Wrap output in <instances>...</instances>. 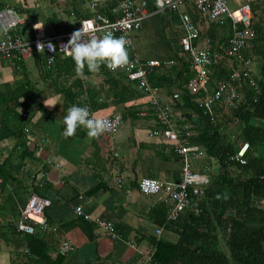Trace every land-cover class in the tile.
<instances>
[{
	"label": "trees",
	"instance_id": "trees-1",
	"mask_svg": "<svg viewBox=\"0 0 264 264\" xmlns=\"http://www.w3.org/2000/svg\"><path fill=\"white\" fill-rule=\"evenodd\" d=\"M119 1L72 0L68 3L70 8H65L63 15L65 18L73 16L78 23L80 19L91 15V10L81 8V5L85 2H95L99 12L111 17L109 10L116 8ZM249 5L251 27L255 33L240 53L243 58H249L256 65L257 73L254 79L257 90L242 83L239 87L242 98L236 105L227 109L222 106L213 107L215 121H211L209 116L201 112L195 102L196 95L186 89V82L193 71L189 60L179 54L178 40L181 33L176 12L152 14L141 23L140 29L136 30L143 29L145 37L136 40L132 50L128 52L129 57L137 55L141 60L156 59L159 62L158 66L148 68L147 81L150 86L162 89L168 95L173 88L179 90L177 99L172 102L173 110L180 117L177 123L187 125L191 136L186 140L204 152L199 159L189 161L190 167L198 171L204 167H216V174L210 176V183L195 197L196 211L184 209L175 220L170 221L166 219L163 203L158 201L155 204L151 211L154 223L169 228L178 237L174 242L161 237L153 238L151 243L154 248L150 264H264V178L260 177L264 174V31L259 25L264 16L261 11L264 2L252 0L249 1ZM3 7L12 8L22 16L23 24L18 31L30 27V24L37 20L52 23L57 27H72L67 19L63 22L57 13L39 12L36 4L29 5L24 1L12 4L11 1L0 0V8ZM185 11L194 23L199 19L201 28L196 43L208 39L213 47L226 49L231 33L227 22L222 24L207 22V25H204L206 18L203 17L201 20L200 15L188 4ZM132 36L136 37V33ZM225 62L223 57L211 65L209 88L213 86L215 80L227 77ZM33 67L37 73L35 81H30L26 87H23L25 84L21 85V90L15 89L10 97L0 101L2 103L0 129L3 132L5 129L8 130L7 135L18 139L17 153L7 156L0 162L1 189L7 182H18L13 174L19 171L22 160L32 156L33 150L28 148L22 129L30 121L34 126L36 122L38 127L41 125L40 121L34 123L30 116L37 93L62 95L58 125L60 131H63L62 116L71 105L81 106L80 97L84 92L95 113L101 109L111 108L110 115L119 114L121 122L126 120L132 122L141 118L138 113L142 104L137 103L139 92L133 84L124 81L122 73L110 72L104 64L96 72H90L85 68L83 74H78L71 57L57 53L50 67H46L41 54H35ZM93 75L100 76L97 85H93L88 79ZM83 85L86 86L85 89ZM10 102L12 106H9ZM20 103L26 104L29 109L27 118L20 115L18 110ZM37 103L38 108L42 109V104ZM42 110V116L46 120L50 117L51 111ZM147 114L151 116L149 107ZM154 125L158 129L161 128L156 121ZM237 125H241L239 138L248 143L244 164L229 160L237 146V139L233 135V128ZM84 135L87 136L86 130L80 127L71 137ZM104 136L108 142V136ZM31 137L32 133L28 139ZM167 148L169 153L175 154L172 142L168 143ZM38 183H41L40 186ZM47 186L42 177L36 175L34 178L30 177L28 189L31 190L19 198L15 196L13 211L17 210V206H22L30 194L47 198L51 203L53 199L45 194ZM59 198L67 197L59 195ZM45 217L47 220V216ZM80 220L86 223L90 230L92 229L91 223L81 218ZM7 226L4 229L11 230L13 234V226ZM15 243L24 246L27 255L38 259L39 264H60L62 261L61 255L54 260L48 257L46 235L38 230L32 234H22L16 238Z\"/></svg>",
	"mask_w": 264,
	"mask_h": 264
},
{
	"label": "crops",
	"instance_id": "crops-1",
	"mask_svg": "<svg viewBox=\"0 0 264 264\" xmlns=\"http://www.w3.org/2000/svg\"><path fill=\"white\" fill-rule=\"evenodd\" d=\"M249 1L252 0L243 2L249 4ZM200 18L202 20L203 17ZM263 19L264 16L259 25ZM196 23L200 31L199 19ZM204 25H207V22ZM180 33L182 36L181 30ZM19 62V66L17 64V67L11 68L6 60L0 58V101L10 97L15 89L21 90V85L25 84L23 87H26V84L35 81L37 77L33 60ZM225 63L228 65V61ZM251 68L257 73L253 61ZM88 79L90 83L97 85L100 76L93 75ZM85 87L83 85L84 89ZM139 94L137 103L142 104L138 113L141 118L132 122H121L122 127L120 124L112 142H107L104 134L91 140L85 135L65 137L58 126L60 103L53 106L45 104L60 101L62 95L37 93L36 101L42 104V109L51 111V114L45 120L42 116L43 110L37 106L38 103L32 105L30 116L34 123L40 121L41 125L38 127L36 122L34 126L30 121L24 125L28 132L25 133L22 129L28 148L33 150L32 156L22 160L19 171L13 174L18 182H7L3 189L0 188V264L40 263L38 259L27 255L24 246L16 245V238L22 234L15 231L12 234L11 230L4 229L7 225L12 226L18 217L21 206H17V210L13 211L15 196L19 198L23 193H29L31 188L28 189V179L34 178L35 175L47 182L45 194L53 199L45 208L44 215L47 216L49 224H58L54 231L42 233L46 235V254L51 260L61 255L58 250L65 239L73 243V250L61 255L60 264H142L146 252L154 248L151 243L153 238L161 237L173 242L177 240L175 232L157 226L152 218L151 211L155 204L161 201V196H147L137 190V181L144 177L168 182L177 181L181 166L179 157L168 151L170 141L150 136V131L156 128L155 119L152 114H147L146 96L140 92ZM169 95L159 89V97L162 100H168ZM1 105L2 103L0 108ZM9 106H12L11 102ZM111 113V108H106L99 110L96 115L105 116ZM240 129L241 125L233 128L237 145L241 140ZM30 133L32 137L28 139ZM7 134L8 130L3 132L0 129V162L17 153L18 139L15 140ZM35 144H38L39 148L35 149ZM112 150L117 152L116 158L111 156ZM45 159L59 163L60 167L45 168ZM210 172L215 175L216 167H210ZM117 177L120 179L119 187L115 184ZM59 195L67 198H59ZM77 206L83 214H88L91 218L110 221L114 231L122 239H111L92 220H87L92 224L90 230L89 226L80 220L83 219L81 216L74 215L73 209ZM157 228L160 230L159 234L155 233ZM128 242H132L133 246Z\"/></svg>",
	"mask_w": 264,
	"mask_h": 264
},
{
	"label": "built area",
	"instance_id": "built-area-1",
	"mask_svg": "<svg viewBox=\"0 0 264 264\" xmlns=\"http://www.w3.org/2000/svg\"><path fill=\"white\" fill-rule=\"evenodd\" d=\"M188 4L200 16L206 18V22L222 24L227 22L230 26V37L226 49L212 46L208 39H202L196 43L199 37V27L194 23L185 11ZM91 15L80 19L72 27H57L52 23L34 21L30 27L18 29L23 24V18L14 9L9 7L0 8V58L6 60L11 68L17 67L19 61H32L35 54L43 56L46 67L54 62V56L60 53L70 57L63 49L73 32L81 25L84 28H94V35L100 36L105 32H112L115 36H124L127 40V48L132 47V34L141 27V23L152 14H162L165 11H174L179 18V27L182 36L179 39V54L189 60L192 76L186 82L189 93L196 95L195 102L201 112L211 121H215L214 106H222L224 109L233 107L241 100L242 94L239 87L246 83L255 91V72L251 68V60L243 58L240 50L254 37V29L251 27V8L246 2L238 4L234 8L228 7V0H120L116 8L109 10L108 17L97 9V4H89ZM150 8V9H149ZM264 13V9L261 10ZM264 31V19L260 23ZM49 44L53 47L50 49ZM200 44V45H199ZM38 45V47H37ZM43 46V49L39 47ZM228 61L226 69L227 77L218 79L209 88V73L212 64L223 58ZM156 59L141 60L136 55L129 57L127 65L110 69V72H120L124 81L133 84L134 88L144 94L148 107L156 123L161 127L150 131V136L162 137L172 142L173 152L180 160V179L174 182L162 181L155 178H140L137 181V190L147 196L160 195L165 207L167 220H175L184 209L195 208V197L210 183V168L204 167L200 171L190 167V158L201 157L204 152L196 145L190 144L186 138L191 136L186 124H178L179 114L172 108L173 100L177 99L179 90L171 89L168 100L159 97V88L150 86L147 81L148 68L158 66ZM81 106L87 105L94 118L104 119L109 124L110 130L104 135L108 136L109 142L113 140L121 124L119 114L97 116L89 105L85 92L81 94ZM18 110L22 118H27L29 109L19 106ZM23 131L28 132L24 127ZM39 148L38 144L34 145ZM248 148L246 141L240 140L229 160L238 164H244V155ZM112 157H117L115 151H110ZM45 168L60 167L59 163H53L49 159L43 162ZM264 178V174L260 176ZM41 183H38L40 186ZM115 184L120 186V179L115 178ZM50 204L49 199L30 194L25 203L19 208L17 219L13 222V229L19 234H32L38 230L41 234L54 231L57 223L49 224L44 215V210ZM75 216H81L84 220H92L97 227L102 229L111 239H119V234L114 231L110 221L91 218L83 214L77 206L73 209ZM160 230H155L159 234ZM133 246L132 242H128ZM73 250V243L69 239L63 240L59 248V254L66 255ZM150 249L144 255L142 264H150Z\"/></svg>",
	"mask_w": 264,
	"mask_h": 264
},
{
	"label": "clouds",
	"instance_id": "clouds-1",
	"mask_svg": "<svg viewBox=\"0 0 264 264\" xmlns=\"http://www.w3.org/2000/svg\"><path fill=\"white\" fill-rule=\"evenodd\" d=\"M94 28L81 27L72 33L67 44L63 49L74 61L78 74H83L87 68L90 72L99 70L102 64L110 69L123 67L129 62L127 50V40L124 36H115L112 32H105L103 35H94ZM38 47V45H37ZM43 49L42 45H39ZM53 46L49 44L51 49ZM53 104H47L53 106ZM63 135L71 137L76 134L78 128L86 130L87 137L98 138L106 131L110 130L109 124L104 119L94 118L87 105L79 106L76 104L67 108L66 114L62 116Z\"/></svg>",
	"mask_w": 264,
	"mask_h": 264
},
{
	"label": "rangeland",
	"instance_id": "rangeland-1",
	"mask_svg": "<svg viewBox=\"0 0 264 264\" xmlns=\"http://www.w3.org/2000/svg\"><path fill=\"white\" fill-rule=\"evenodd\" d=\"M3 1H9V2L11 1L12 4L17 3V2L20 3V1L27 2V4H29V5L36 4V6H37L36 9L43 14H49L50 12L57 13V14H59V16L61 17V20L63 22L67 19L70 22L71 26H74L77 24L76 20L74 19L73 16L65 18V16L63 15L64 9L70 8L68 6V3H70V1H72V0H3ZM228 1L230 2V3H228V7L231 9V8L236 7L238 4H240L244 0H228ZM231 1H233V2L231 3ZM89 4L90 3L85 2L81 5V8L90 9ZM135 33H136V37L132 36V47L127 48L128 52H130L132 50V48L135 45L136 40L138 38L143 37V36L145 37V31L143 29L136 31ZM32 79L33 78H31V80ZM36 103H37V101H36ZM121 127H122V123H121ZM190 160H191V158H190Z\"/></svg>",
	"mask_w": 264,
	"mask_h": 264
}]
</instances>
